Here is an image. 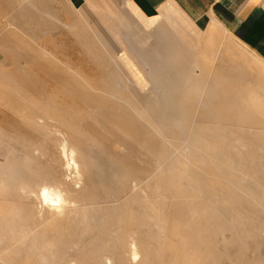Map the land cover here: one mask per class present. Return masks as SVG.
<instances>
[{
    "label": "rangeland",
    "instance_id": "374dc122",
    "mask_svg": "<svg viewBox=\"0 0 264 264\" xmlns=\"http://www.w3.org/2000/svg\"><path fill=\"white\" fill-rule=\"evenodd\" d=\"M89 15L70 11L63 0H0V74L18 79L7 83L0 77V264H106L105 259L110 264H264V155L241 163L239 136L224 135L221 127L213 141L216 160L208 162V148L186 146L192 129L202 124L179 120L189 132L182 138L175 125L156 123L164 127L160 133H171L170 147L149 148L150 159L142 148L112 140L99 127L63 129L81 165V185L66 188L76 205H68L61 217H38L33 201L15 197L19 194L3 185L17 187L12 181L20 178L14 172L63 177L56 141L64 132L59 126L32 125L30 97L53 94V99L42 98L44 106L64 100L81 106L80 100L67 98L59 80L69 74L82 84L99 78L93 55L112 63L118 53L137 70V84L147 85L141 92L131 74L130 84L123 79L119 90L127 102L140 92L164 96L159 86H168L167 78L147 82L149 71L161 70L143 54L155 34L131 28L129 19ZM180 29L188 41H215L211 55H200L208 66L243 62L253 72L264 71V64L219 29L215 36ZM194 73L205 78L198 67ZM227 135L230 147L223 145ZM193 172L202 177L193 178ZM131 242L138 247L137 262L130 257Z\"/></svg>",
    "mask_w": 264,
    "mask_h": 264
},
{
    "label": "crops",
    "instance_id": "0c3cea01",
    "mask_svg": "<svg viewBox=\"0 0 264 264\" xmlns=\"http://www.w3.org/2000/svg\"><path fill=\"white\" fill-rule=\"evenodd\" d=\"M63 1L70 11L87 12L89 17L90 13L96 19H129L131 28L134 25L147 34H155L143 54L148 62L157 63L161 70L149 71L150 81H146L159 84L162 75L169 80V84L159 86L164 96L142 94V87L147 84H137L139 73L127 58L117 53L111 63L100 61V56L93 55L99 78L91 82L86 80L87 83L82 84L76 75L69 74L59 80L63 83L67 98L80 100L81 106L75 107L65 100L44 106L42 98L53 99L56 96L47 93L48 96L42 93L37 97L31 96L32 108L27 114L31 115L33 126H42L44 130L59 126L57 128L68 139L66 130L82 132L99 127L101 132H109L112 140L121 138L125 146L130 144L142 148L150 159L154 158V152L149 148L170 147L169 141H166L171 136L169 130L163 131L164 134L159 132L165 126L175 125L179 136L188 137L186 126H179L178 123L183 120L186 124L204 126L192 129L186 146L197 150L208 148L205 162L216 160L213 141L218 127H221L224 135L234 133L239 136L241 163L260 161L257 157L264 155V71L253 72L243 62L230 65L232 67L222 63L208 66L200 55H211L215 51V41H188L180 28H191L193 34L206 33L208 36H215L216 29H219L264 64V0ZM168 28L173 29L174 33L165 31ZM141 41L145 42V39ZM197 67L205 78L196 77L194 71ZM11 74L3 72L0 77H5L3 80L7 83H14L18 79ZM28 74L22 71V75ZM130 74L137 85L134 90L141 91V95H134L133 103L124 100L119 90L123 79L125 84H130ZM203 82L207 83L205 87ZM41 89L38 87V92ZM59 107L62 109L59 110ZM134 107L139 110L135 112ZM88 108H92V111L86 115ZM89 113L94 119L89 118ZM23 114L20 117L22 123L25 119ZM38 120H42L41 123ZM156 123H162L164 127L156 126ZM228 138L227 135L223 145L230 147L231 137ZM191 176L195 179L202 177L194 172Z\"/></svg>",
    "mask_w": 264,
    "mask_h": 264
},
{
    "label": "bare ground",
    "instance_id": "6f19581e",
    "mask_svg": "<svg viewBox=\"0 0 264 264\" xmlns=\"http://www.w3.org/2000/svg\"><path fill=\"white\" fill-rule=\"evenodd\" d=\"M244 72H248V71L244 70ZM252 75H254V73ZM57 136L59 140L56 141L57 142L56 145L64 169V175L61 179L56 178L52 174H46L43 178L38 176L37 178L36 174L34 177L32 175L28 176V174L25 177H23L22 174H20V172L19 173L14 172L15 176L17 178L18 177L20 178L19 183L15 182L16 180L12 181L14 183H17L16 184L17 187H13V185H10V183H6V182L4 183V181L2 182L6 188L8 186L9 189L14 191L13 193H15L16 195L19 194L18 196L15 197H21L26 202L33 201V203L36 204L35 212L38 215V217H41L42 215H44V213L50 214V216L61 217V214L65 211L68 205L70 204H72L71 206L76 205V202L72 201L69 195H67L66 188H72L73 190H75L77 188L79 189L81 185L80 183L81 181L79 179L81 165L77 161V154L73 148L74 146L73 144H70V141L66 137V135L58 134ZM11 168L13 167H10V169ZM16 188L18 190H16ZM129 250L132 261L137 262L139 260V252H138V247L134 242H131L129 244ZM105 261L106 264L111 263L110 260L105 259Z\"/></svg>",
    "mask_w": 264,
    "mask_h": 264
}]
</instances>
